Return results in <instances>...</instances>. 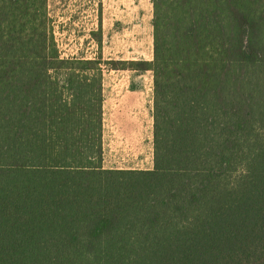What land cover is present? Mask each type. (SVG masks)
<instances>
[{
  "label": "trees",
  "instance_id": "1",
  "mask_svg": "<svg viewBox=\"0 0 264 264\" xmlns=\"http://www.w3.org/2000/svg\"><path fill=\"white\" fill-rule=\"evenodd\" d=\"M153 59L63 58L49 0H0V264H264V0H152ZM153 74V168L104 167L105 73Z\"/></svg>",
  "mask_w": 264,
  "mask_h": 264
},
{
  "label": "rangeland",
  "instance_id": "2",
  "mask_svg": "<svg viewBox=\"0 0 264 264\" xmlns=\"http://www.w3.org/2000/svg\"><path fill=\"white\" fill-rule=\"evenodd\" d=\"M49 13L63 58L153 59L152 0H49ZM104 84L108 166H135L137 159L138 167L152 168L153 74L109 71Z\"/></svg>",
  "mask_w": 264,
  "mask_h": 264
},
{
  "label": "crops",
  "instance_id": "3",
  "mask_svg": "<svg viewBox=\"0 0 264 264\" xmlns=\"http://www.w3.org/2000/svg\"><path fill=\"white\" fill-rule=\"evenodd\" d=\"M103 88H104V96H105V98H106V90H105V88H106V84H104V81H103ZM104 103H105V101H104ZM132 104V103H131ZM133 104H136V103H133ZM132 104V105H133ZM103 111H104V106H103ZM138 144H139V142H138ZM103 147H104V167L106 168V169H111V170H113V169H115V170H151L152 168H150V169H143V168H140V167H138V166H140V163L139 162H137V159H133L131 162H134L135 163V166H132V163H127V164H129V165H131V166H129V167H110V166H108V162H107V156H106V149H105V147H106V141H105V138H103Z\"/></svg>",
  "mask_w": 264,
  "mask_h": 264
}]
</instances>
